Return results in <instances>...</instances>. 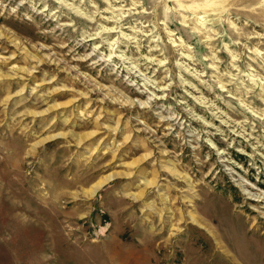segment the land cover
Instances as JSON below:
<instances>
[{
    "label": "rangeland",
    "instance_id": "1",
    "mask_svg": "<svg viewBox=\"0 0 264 264\" xmlns=\"http://www.w3.org/2000/svg\"><path fill=\"white\" fill-rule=\"evenodd\" d=\"M0 264H264V0H0Z\"/></svg>",
    "mask_w": 264,
    "mask_h": 264
},
{
    "label": "bare ground",
    "instance_id": "2",
    "mask_svg": "<svg viewBox=\"0 0 264 264\" xmlns=\"http://www.w3.org/2000/svg\"><path fill=\"white\" fill-rule=\"evenodd\" d=\"M122 176V173L121 174H118V173H116V174H113V175H111V176H109V177H106V178H102L101 180H99L98 182H96L92 187H91V189H90V193H91V195H95V193L100 189V188H102L103 187V185H105L107 182H109L110 180H112L114 177H121ZM51 180V179H50ZM42 183V182H41ZM47 186H48V184H47ZM50 186V185H49ZM51 187V186H50ZM39 191H40V189H39ZM52 191V190H51ZM63 192V191H62ZM10 194V193H9ZM58 194H61V193H58ZM97 194V193H96ZM51 195V194H50ZM49 195V196H50ZM54 195H55V193H54ZM15 196V195H14ZM57 197V196H56ZM56 197H54V199L56 198ZM17 198V197H16ZM39 199V198H38ZM47 199V198H46ZM58 199H59V197H58ZM50 200V199H49ZM56 201V200H55ZM57 202V201H56ZM55 203V202H54ZM190 217H191V219H193L194 221H196V222H198V217H197V215L196 214H194V213H192L191 215H190Z\"/></svg>",
    "mask_w": 264,
    "mask_h": 264
}]
</instances>
